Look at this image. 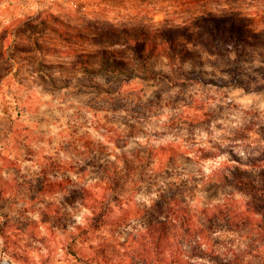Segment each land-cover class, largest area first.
Segmentation results:
<instances>
[{"label":"rangeland","instance_id":"obj_1","mask_svg":"<svg viewBox=\"0 0 264 264\" xmlns=\"http://www.w3.org/2000/svg\"><path fill=\"white\" fill-rule=\"evenodd\" d=\"M5 259L264 264V0H0Z\"/></svg>","mask_w":264,"mask_h":264},{"label":"trees","instance_id":"obj_2","mask_svg":"<svg viewBox=\"0 0 264 264\" xmlns=\"http://www.w3.org/2000/svg\"><path fill=\"white\" fill-rule=\"evenodd\" d=\"M219 21V19H215L211 22H204L200 24V27L203 28L206 33H210L212 35L219 31H227L230 36H233L234 30H236V20L232 19L226 22L224 25ZM172 45V44H171ZM118 195V194H117Z\"/></svg>","mask_w":264,"mask_h":264},{"label":"built area","instance_id":"obj_3","mask_svg":"<svg viewBox=\"0 0 264 264\" xmlns=\"http://www.w3.org/2000/svg\"><path fill=\"white\" fill-rule=\"evenodd\" d=\"M0 264H12L9 260L5 259L3 261H0Z\"/></svg>","mask_w":264,"mask_h":264}]
</instances>
